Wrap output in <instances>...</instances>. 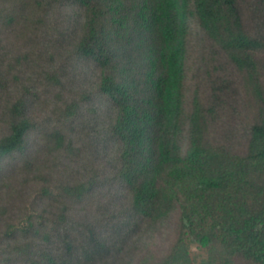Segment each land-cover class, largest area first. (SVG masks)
I'll use <instances>...</instances> for the list:
<instances>
[{
  "label": "trees",
  "instance_id": "trees-1",
  "mask_svg": "<svg viewBox=\"0 0 264 264\" xmlns=\"http://www.w3.org/2000/svg\"><path fill=\"white\" fill-rule=\"evenodd\" d=\"M0 264H264V0H0Z\"/></svg>",
  "mask_w": 264,
  "mask_h": 264
}]
</instances>
